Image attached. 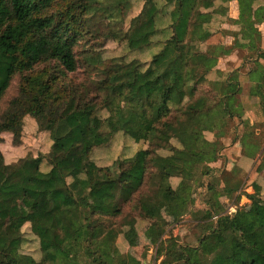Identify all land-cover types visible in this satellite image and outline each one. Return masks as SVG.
Returning <instances> with one entry per match:
<instances>
[{"label":"trees","instance_id":"1","mask_svg":"<svg viewBox=\"0 0 264 264\" xmlns=\"http://www.w3.org/2000/svg\"><path fill=\"white\" fill-rule=\"evenodd\" d=\"M215 1L163 0V7L171 9V35L164 32L167 27L161 29L158 34L163 39L157 38L155 19L152 32L131 23L121 36L108 34L106 39L124 41L132 54L150 51L147 64L138 58L129 62L132 70L120 72L126 63H106L82 52L83 66L95 74L87 83L97 93L90 96L76 78L80 64L75 52L89 35L87 12L94 6L104 17L120 19L122 11L129 9V0H0V107L17 78L16 93L0 113V137L9 133L13 146H21L24 123L30 118L39 134L44 137L46 132L50 138L45 154L27 155L0 181V213L15 205L19 196L32 201L31 215L42 216L39 221L25 216L0 219V264H41L20 253L26 224L38 240L43 261L81 264L84 258L85 264H101L123 232L114 230L110 220L122 216L127 205L136 204L140 218L157 224L142 211L144 198L181 215L199 190L205 189L209 196L212 184H204L219 174L207 166L214 157L194 150L186 137L198 134V118L207 112L195 86L203 79L207 53L200 51L199 42L208 36L205 26L212 20ZM253 1L257 0H240L241 20L248 21ZM171 76L181 77V82L170 84ZM139 77L144 78L141 94L131 87ZM93 104L89 121H81L80 114ZM86 130L93 131L95 147L112 146L120 134L148 146L98 168L99 175L116 169L117 179L91 182L87 170L75 172L70 158ZM159 149L170 154L162 156ZM0 172H4L1 152ZM173 178L176 187L171 186ZM147 187L152 190L144 193ZM97 191L103 194L102 202L92 205L89 194ZM201 211L209 221L207 234L196 247L166 252L161 264H264V223H250L251 231L242 235L229 214H217L207 202ZM213 215L219 216L215 224ZM115 264L141 263L131 255H120Z\"/></svg>","mask_w":264,"mask_h":264},{"label":"crops","instance_id":"2","mask_svg":"<svg viewBox=\"0 0 264 264\" xmlns=\"http://www.w3.org/2000/svg\"><path fill=\"white\" fill-rule=\"evenodd\" d=\"M201 11L207 13L212 12V9ZM240 14V0H216L214 3L212 20L205 26L208 36L204 39L202 37L199 42L200 51L207 53L203 61V79L195 86L200 99L206 103L207 112L198 118V134L188 135L186 142L198 152L213 155V160L207 166L211 172L219 174L211 176L209 182L218 185V194L223 205L232 197L236 202L228 204V214L232 217L239 208L244 212L242 217L246 224L261 225L264 223V0L253 1L248 21L241 20ZM155 22L156 25L159 24L157 20ZM149 26L153 28L152 31L155 30L154 20H149ZM160 31L157 29L156 34ZM164 32L167 36L171 35L170 29L166 28ZM198 33L199 31L196 36ZM162 43L163 41L160 42ZM5 135L12 139L11 134ZM40 137L43 135L40 134ZM117 138L118 135L115 136V139ZM137 145L142 146L140 149L147 148V143L140 142ZM74 151L71 152L70 158L75 172L85 169L92 180L94 173L102 176L103 180L119 177L116 169L99 175L97 158H92L91 155V162L83 158L77 160L74 159ZM4 167L8 168L5 176L7 177L12 166L7 167L4 164ZM99 167L109 166L106 164ZM93 193L94 198L99 194L100 199L94 201L89 199L90 203L100 205L103 194L98 191ZM206 195V190L195 193L181 215L168 208L160 209L154 201H151L152 204L148 202L146 207H151L149 211L157 207V216L154 218L157 224L140 220L123 232L119 246L114 247L113 264L115 258L120 255H131L141 261L140 255L145 250L144 245L150 247L147 249V261L141 264H161V260L151 261L157 251L163 252L161 256L163 260L164 252H174L186 242L192 241L191 233L194 229L191 228L194 226L192 212L206 208ZM19 198L22 197H15L16 202ZM25 200L31 203V208L32 201ZM32 219L39 221L42 216L34 215ZM178 220L181 221L177 222ZM173 221L177 226L173 230V235L167 237L165 232ZM233 223L237 226V223L234 221ZM200 226V230L203 231L204 224ZM249 232L248 230L243 234ZM122 240L124 250L120 252ZM155 240L157 242L154 245Z\"/></svg>","mask_w":264,"mask_h":264},{"label":"rangeland","instance_id":"3","mask_svg":"<svg viewBox=\"0 0 264 264\" xmlns=\"http://www.w3.org/2000/svg\"><path fill=\"white\" fill-rule=\"evenodd\" d=\"M163 0H129V9L128 10H123L122 11V17L120 19H108L107 17H104L101 15L97 10L96 7H91L88 12H87V28L89 31V35L75 48V52L77 55V60L80 64V69L78 70V73L76 74V78L78 79L79 82H82L85 84V91L86 93L90 92V96L96 95L97 92L93 90V87L90 85V83H87L89 81V77L91 75L95 77V74L88 71L86 66H83V58L85 55L82 54V52H87L88 58L93 57V58H100V60H103L106 63H109L111 60H120L122 63H126L127 66L123 67L120 72L125 71V70H132L130 68L129 62L132 60H136L135 58H138L140 63L142 64H147L149 58L150 51H146L145 54H132L126 47V44L124 41H114L112 39H106V36H109L108 34L115 33L119 34L120 36L123 35L130 27V24H137L139 28H142V30H147L149 32L152 31L151 27H148L149 20H157L159 23L156 25V28L158 29H164L169 26V17L168 13L170 12L169 7H163ZM158 14V15H157ZM155 16V18H154ZM163 35V34H162ZM158 34L157 38L158 39H163L164 37ZM145 66V65H144ZM144 71V69H142ZM181 77L177 76H171V82L170 84L180 82ZM143 83H144V78H137V80L133 83L132 90L137 91V93L141 94L143 93ZM16 86H17V78L14 79L10 90L7 92L3 102L1 103L0 107V113L4 111V109L7 106L8 101L15 95L16 93ZM130 87V86H129ZM159 89H162L160 87ZM170 95L175 94L174 88L171 87L169 89ZM103 96V94H101ZM142 98V95H141ZM98 103V102H96ZM95 105L93 104L89 107V109L84 112V114H80L79 118L81 121H89V115L91 112L95 110ZM122 106H125V104H122ZM101 116L104 117L105 113H101ZM47 134V135H46ZM1 141H0V152L3 155L4 158V164L9 167L13 166L15 163H17L19 160L25 158L27 155H38V154H45L49 150V135L48 133L45 132L44 137H40V134L38 132V127H36L35 121H33L30 118L26 119V122L24 123V129L22 133V144L21 146H13L12 141L13 138L10 139L7 135L2 134L1 135ZM126 141V142H125ZM170 143L173 146H177V143L174 140H171ZM142 145V143H141ZM113 146V147H112ZM112 146L104 145L100 147H95L93 145V131L92 130H86L85 135L82 139L81 146L77 148L74 151V159H81L85 161H90L91 162V155L92 158H97V164L99 166L106 165L111 166L114 161L116 160H121L125 159L124 157H130L133 155L134 152L138 151L140 149V145H137L133 143V141L123 135H118V138L114 141ZM148 146V144H147ZM158 154L162 156H167L169 155V151L167 149H159L157 151ZM96 156V157H95ZM98 156V157H97ZM89 157L90 159H88ZM95 160V159H93ZM95 162V161H94ZM96 163V162H95ZM98 166V168H99ZM8 168L4 167V172H0V181L4 179V177L7 175ZM105 175V174H103ZM93 174V180L92 182L96 181H101L102 176L99 177ZM91 177V176H90ZM171 186L176 187L178 184L177 179L173 178L170 180ZM198 183V180L195 181L193 190L196 188ZM210 194L206 198V202L213 205L215 212L217 214H228L229 210H227V207L229 206L228 204H235L236 202L233 201V197L230 199V201L223 205L222 199L219 196V188L218 185H210ZM152 188L147 187L145 188L144 193H149L151 192ZM195 191V190H194ZM91 192L89 194V199L91 200H99L100 196L99 194L96 195V198H94V194ZM146 197V196H145ZM218 198V199H217ZM219 198L221 200H219ZM147 200V202H145ZM194 200V199H193ZM92 201V202H93ZM152 200L149 198H144L141 201V209L142 211L147 214L148 212L149 215H151L153 218H156L157 216V207L155 206L153 208V211H149L151 207H146V204L148 202H151ZM216 204H215V203ZM156 204V202H154ZM31 203L25 199L19 198L17 199V202L15 205H7L6 209L0 213V219L4 220L8 218L9 216H25L32 218L34 215H31L29 212ZM238 206V204H237ZM146 207V208H145ZM146 210V211H145ZM236 214L232 215V219L235 223H237V226H235L237 232L240 234L244 235L243 233L246 231H251V227L249 224H246L244 222V217L243 211L241 212L239 208L236 210ZM139 210L136 209V204L135 205H127L124 208V213L122 216L110 220L111 224L114 226L113 229L116 231H123L125 232L128 227H125L126 224L129 222L136 223L143 221V218H140L138 216ZM147 214V215H148ZM192 218H193V225L191 228L192 233V241L186 242L184 246H191V247H196L198 245L199 240L205 236L209 230V221L205 213H203L201 210L198 211H193L192 212ZM148 215V216H149ZM239 217V219H238ZM181 220H178L177 222H180ZM175 221L171 222V227H168L167 231L165 232L167 237H171L173 235V230L177 225H175ZM204 224V229L201 231V226ZM29 224H26L23 228L21 233L23 234V244L20 249V253L24 255H28L32 257L36 262H41V264H51L50 262L43 261V255L39 250V244L38 240L36 237L33 235H30V230H29ZM122 233H120L116 239L115 242V247L119 246V239H122ZM27 234L30 235V237H27ZM154 242V241H153ZM157 241L153 243L155 245ZM121 244V243H120ZM124 241L122 240V249L124 250ZM150 247V245H144L141 256V262L147 261V249ZM121 248V247H120ZM163 253V252H162ZM160 250L157 251L156 255H153L151 261L153 260H161V256L163 255ZM166 252H164L165 254ZM114 252H112L110 257L106 255L102 260L101 264H113V256ZM84 258L82 261L79 263L85 264L84 263ZM155 261V262H156ZM87 264V263H86Z\"/></svg>","mask_w":264,"mask_h":264},{"label":"built area","instance_id":"4","mask_svg":"<svg viewBox=\"0 0 264 264\" xmlns=\"http://www.w3.org/2000/svg\"><path fill=\"white\" fill-rule=\"evenodd\" d=\"M208 184H209V181H206L205 184H204V186H206V185H208ZM203 190L205 191V189H202V191H203ZM218 217H219L218 215H213V216H212V221H213L214 224L217 222Z\"/></svg>","mask_w":264,"mask_h":264}]
</instances>
